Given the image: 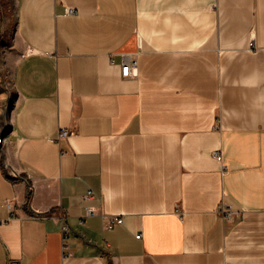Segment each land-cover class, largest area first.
Masks as SVG:
<instances>
[{"label":"crops","instance_id":"obj_1","mask_svg":"<svg viewBox=\"0 0 264 264\" xmlns=\"http://www.w3.org/2000/svg\"><path fill=\"white\" fill-rule=\"evenodd\" d=\"M13 6L0 264H264V0Z\"/></svg>","mask_w":264,"mask_h":264},{"label":"rangeland","instance_id":"obj_2","mask_svg":"<svg viewBox=\"0 0 264 264\" xmlns=\"http://www.w3.org/2000/svg\"><path fill=\"white\" fill-rule=\"evenodd\" d=\"M0 32L8 31L0 35V82L7 92H11V67H12V36L15 30V12L13 0H0ZM12 33H11V32ZM7 113V111H6Z\"/></svg>","mask_w":264,"mask_h":264},{"label":"built area","instance_id":"obj_3","mask_svg":"<svg viewBox=\"0 0 264 264\" xmlns=\"http://www.w3.org/2000/svg\"><path fill=\"white\" fill-rule=\"evenodd\" d=\"M69 13H73V10L70 9L68 10ZM136 62H131V61H128V60H125L124 63L122 64V75L124 77H130L133 75L134 73V67L136 66ZM70 135V131L69 130H63L60 134V136H69ZM5 138H3L1 135H0V144H2L4 142ZM215 157L218 159V160H222V154L220 152H215ZM14 176H17L16 174ZM87 198L90 199L92 198V192H88L87 194ZM8 207L10 208V205L8 204ZM177 211L180 215H183V212L179 209V207L177 206ZM222 211L225 213V217L229 218V219H232L233 218V215H234V212H232L230 209H225L223 208ZM96 209L94 207H90L88 209V214L89 216H93L96 214ZM61 217L64 218V215H63V212L61 213ZM123 223V219L122 218H117V217H114V218H110L108 224H107V228L108 229H112L116 224H122ZM71 232V228L68 224H65L63 223L62 225V233H63V236H64V240H67V238L69 237V234ZM141 235H138L137 238H140ZM65 246V245H64Z\"/></svg>","mask_w":264,"mask_h":264},{"label":"trees","instance_id":"obj_4","mask_svg":"<svg viewBox=\"0 0 264 264\" xmlns=\"http://www.w3.org/2000/svg\"><path fill=\"white\" fill-rule=\"evenodd\" d=\"M28 197H29V198L31 197V193L28 194Z\"/></svg>","mask_w":264,"mask_h":264}]
</instances>
